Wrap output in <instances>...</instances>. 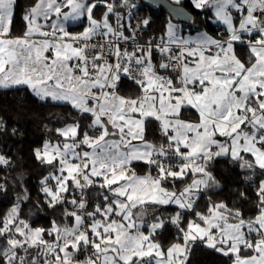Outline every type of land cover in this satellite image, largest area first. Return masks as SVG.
Segmentation results:
<instances>
[{"label": "snow or ice", "instance_id": "snow-or-ice-1", "mask_svg": "<svg viewBox=\"0 0 264 264\" xmlns=\"http://www.w3.org/2000/svg\"><path fill=\"white\" fill-rule=\"evenodd\" d=\"M170 4L153 29L146 0H31L17 33L0 0V90L73 110L33 149L35 196L0 177V264H264V0Z\"/></svg>", "mask_w": 264, "mask_h": 264}, {"label": "trees", "instance_id": "trees-1", "mask_svg": "<svg viewBox=\"0 0 264 264\" xmlns=\"http://www.w3.org/2000/svg\"><path fill=\"white\" fill-rule=\"evenodd\" d=\"M30 2L31 0H18L15 20L17 33L22 28L20 22L22 10ZM185 7L190 10L188 0H185ZM101 11L102 9H98V14ZM149 12L154 20L153 29H159L169 14L162 9L151 7L143 10L144 14ZM207 30L213 34H219L216 25H209ZM238 52L243 54L244 50L238 48ZM72 114L73 110L70 106L44 104L26 90H0V121L4 123V129L0 130V154L7 156L13 162L11 170H0V177L8 179L9 195H14L12 189L15 186V181L12 178L17 177L25 181V186L35 196L36 184L43 169L34 160L33 149L39 147L45 138L52 135L48 129L61 126V122L65 119L71 120ZM13 129H16L15 134H13ZM214 172L224 186L218 197L215 198L229 201L235 199L231 195V191L237 183L235 173L223 162L217 164ZM41 222H45L43 217ZM171 235V230L165 233V241ZM190 264H223V260L211 250L198 246L192 253Z\"/></svg>", "mask_w": 264, "mask_h": 264}, {"label": "water", "instance_id": "water-1", "mask_svg": "<svg viewBox=\"0 0 264 264\" xmlns=\"http://www.w3.org/2000/svg\"><path fill=\"white\" fill-rule=\"evenodd\" d=\"M146 3L151 5V8L153 9H162L166 11L167 13L170 12L171 7H174V5L170 4V0H146ZM182 19H183L182 17H175V20L177 21L182 20Z\"/></svg>", "mask_w": 264, "mask_h": 264}, {"label": "rangeland", "instance_id": "rangeland-1", "mask_svg": "<svg viewBox=\"0 0 264 264\" xmlns=\"http://www.w3.org/2000/svg\"><path fill=\"white\" fill-rule=\"evenodd\" d=\"M72 30H74V31H75V30H78V29L74 27Z\"/></svg>", "mask_w": 264, "mask_h": 264}]
</instances>
